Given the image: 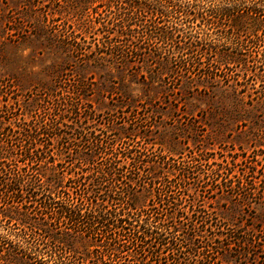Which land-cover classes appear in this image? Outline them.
Segmentation results:
<instances>
[{
  "label": "trees",
  "instance_id": "trees-1",
  "mask_svg": "<svg viewBox=\"0 0 264 264\" xmlns=\"http://www.w3.org/2000/svg\"><path fill=\"white\" fill-rule=\"evenodd\" d=\"M90 1L71 11L81 23L90 15ZM106 5L103 11L92 7L105 32L96 47L84 52L85 44L75 41L74 52L80 69L122 73L124 91L117 103L110 96V104L126 114L157 103L146 86L138 94L132 85L142 84V77L152 86L162 73L174 72L169 69L174 56L180 55L185 70L202 82L234 85L219 74L221 65L248 67V59L220 50L209 30L220 32L218 39L264 32V0H107ZM86 81L77 79L67 96L56 84L41 86L23 101L10 84H1L8 88H0V114L13 112L18 104L24 120L18 130L2 134L9 141L18 133L26 143L17 154L0 144V192L5 194L0 201V264H125L127 256H133L131 264H168L187 251L197 261L209 258L219 264V257L229 258L237 247L243 248L242 256L264 252V227L249 223L248 214L238 224L228 223L203 209L197 198L188 209L182 206L186 196L196 197L191 183L200 195H235L233 213L237 208L250 211L256 202L264 206V155L243 151L233 161L231 152L232 161H220L217 151L203 144L184 160L190 146L178 137L166 145L158 142L157 152L145 128L92 129L99 113L85 101L91 90ZM44 101L51 105L43 107ZM70 133L76 135L68 139ZM102 134L114 135L116 143L107 146ZM59 144L62 149L54 151ZM63 149L74 150L68 151L70 159L57 158ZM149 196L157 199L156 206H146ZM7 198L21 208L1 209ZM3 220H15L18 229H4Z\"/></svg>",
  "mask_w": 264,
  "mask_h": 264
},
{
  "label": "rangeland",
  "instance_id": "rangeland-1",
  "mask_svg": "<svg viewBox=\"0 0 264 264\" xmlns=\"http://www.w3.org/2000/svg\"><path fill=\"white\" fill-rule=\"evenodd\" d=\"M81 1L84 0H0L1 90L8 88L4 87L5 85L1 86L2 83L10 84V90H14L15 95L19 94L18 98L23 101L32 96L39 87L56 84L60 86V92L67 96L73 91V84L81 77L87 79L86 82H91L90 94L85 101L99 113L93 118L95 124L92 129L104 127L106 130L107 126L120 127L131 124L136 125L141 131L145 128L156 146L151 147L157 152H160L158 142L162 141L166 145L178 137L181 139V144L190 146L187 149V156L184 155V160L203 147V144L208 145L210 151H217L215 157L220 161L222 159L232 161L229 154L231 152L235 155L233 161L241 158L237 154L243 151H247L250 155L257 151L260 155H264V32L243 33L240 36L231 34L227 39H218L220 32L215 34L214 30H209L213 32V37H217L220 50L228 48L233 51L231 53L239 52L248 59V67L233 63H229L227 68H224V64L221 65L222 70L219 74L230 77V82L234 85L231 83L226 85L224 82L214 84L202 82L198 75L185 70L182 66L183 59H181L182 64L179 61L182 58L180 55L174 56L172 68L169 67L171 71L174 69V72L170 74L165 72L158 76L156 79L160 83L157 81L151 86L149 78L144 80L141 77L138 81L142 84L132 85L136 87L134 93L138 94H141L142 87L146 86L149 96L155 98L157 103L152 105L147 100L150 107L144 108L140 113L126 114L110 104V96L113 95L116 102L124 91L121 85L122 73L113 71L108 75L105 68L80 69L82 63L78 61L79 56L74 52L73 45L75 41L83 42L84 52L96 47L95 42L99 41L98 39L105 32L103 28H99L92 7L96 6L99 11H103L107 6V0L90 1V15L81 23L77 17L71 15V11ZM111 27L117 28L112 24ZM188 39L182 40L188 41ZM69 42L68 46L66 43ZM241 43L245 45L243 48L239 47ZM203 65L205 68L209 66L208 62H203ZM221 77L219 78L222 79ZM143 80L146 83L142 82ZM235 87L238 88L236 91H234ZM100 91L105 96H102ZM0 99H3L2 96ZM42 105L49 106L51 102L44 101ZM19 107L16 104L13 112L0 114V119L3 121L0 125V144L6 149L13 150L14 154L19 153L18 149L22 143H26L23 135L13 133L11 139L7 141L2 132L18 130L19 125H22L24 120L22 109ZM25 117L29 119L27 115ZM72 135L76 134L70 133L68 139ZM101 137L107 142V144L105 142L107 146L114 142V135L102 134ZM193 137H197L199 141L195 142ZM59 149H62L60 144L54 151L59 152ZM63 151L64 154L57 157L58 159H70V156L67 157L68 151L73 153L74 150L63 149ZM210 155H213L212 152L207 153V156ZM203 167L204 170L208 169L207 165ZM167 169L165 167V170ZM189 186L197 194L196 197L186 196L182 200V206L186 209L197 198L203 209L210 212L213 217L224 218L223 220L228 223H237L245 213L248 214L249 223L257 228L264 227L263 205L256 202L253 203L250 211L237 208L233 213L230 209L233 203L231 201H235V195L213 191L200 195V190H197L198 188L195 190V184L191 183ZM147 187L152 189L149 185ZM153 192L154 190L149 191L148 194L151 195ZM4 195L0 192V201L5 200ZM6 201L8 204H3L1 209L21 208L20 202H16L13 198H7ZM156 202L157 199L149 196L146 206L153 203H155L153 206H156ZM15 222V220L11 222L3 220L2 225L4 229L17 230L18 225L14 224ZM262 242L264 245V240ZM239 250L242 251L243 248L237 247L232 250L229 258L219 257L218 263L264 264V252L259 253V256H255L253 252L242 256L239 255ZM197 257L188 254L187 251L177 256V260H169L168 264L212 263V259L197 261ZM124 262L131 264L133 256H127Z\"/></svg>",
  "mask_w": 264,
  "mask_h": 264
}]
</instances>
